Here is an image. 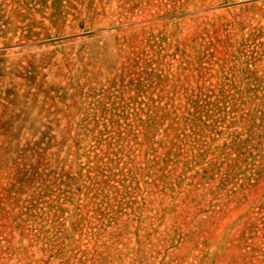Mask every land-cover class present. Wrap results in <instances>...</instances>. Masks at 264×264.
<instances>
[{
	"label": "rangeland",
	"instance_id": "1",
	"mask_svg": "<svg viewBox=\"0 0 264 264\" xmlns=\"http://www.w3.org/2000/svg\"><path fill=\"white\" fill-rule=\"evenodd\" d=\"M0 264H264V0H0Z\"/></svg>",
	"mask_w": 264,
	"mask_h": 264
}]
</instances>
